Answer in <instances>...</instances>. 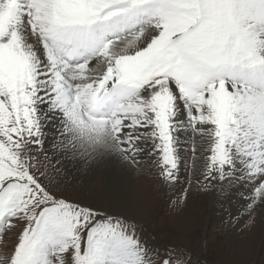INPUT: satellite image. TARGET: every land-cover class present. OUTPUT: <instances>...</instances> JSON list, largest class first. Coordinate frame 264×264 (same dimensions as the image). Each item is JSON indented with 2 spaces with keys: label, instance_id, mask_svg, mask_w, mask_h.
<instances>
[{
  "label": "snow or ice",
  "instance_id": "snow-or-ice-1",
  "mask_svg": "<svg viewBox=\"0 0 264 264\" xmlns=\"http://www.w3.org/2000/svg\"><path fill=\"white\" fill-rule=\"evenodd\" d=\"M186 152L264 208V0H0V264H200L40 165L155 164L168 186Z\"/></svg>",
  "mask_w": 264,
  "mask_h": 264
},
{
  "label": "rangeland",
  "instance_id": "rangeland-1",
  "mask_svg": "<svg viewBox=\"0 0 264 264\" xmlns=\"http://www.w3.org/2000/svg\"><path fill=\"white\" fill-rule=\"evenodd\" d=\"M190 158L180 173V182L168 186L158 179L155 164H132L133 172L124 176L118 194L113 191L116 178L110 182L98 173L89 186L78 177L66 178L43 155L40 165L41 170L47 169L45 183L50 182L53 191L134 220L138 234L150 247L161 251L169 246L188 249L192 260L200 264H264V216L261 214L260 222L254 223L253 230L259 232L245 231L249 215L244 219L232 217L222 212L225 203L217 205L215 198L226 184L217 190L198 183L203 178L199 172L193 173ZM185 190L187 200L180 203ZM13 242L7 241L9 245Z\"/></svg>",
  "mask_w": 264,
  "mask_h": 264
},
{
  "label": "bare ground",
  "instance_id": "bare-ground-1",
  "mask_svg": "<svg viewBox=\"0 0 264 264\" xmlns=\"http://www.w3.org/2000/svg\"><path fill=\"white\" fill-rule=\"evenodd\" d=\"M184 155L190 158L191 152H186ZM50 161L53 163V165L57 170H60L61 173H63L64 176H66V178L76 179L78 177L82 179L86 183V185L89 186H91L92 178L95 177L98 173L102 174L104 179L105 178L109 179L110 182L112 181L113 178H116L117 184H115V186L113 187L114 189L113 191L116 194L119 193L118 188L120 187L119 185L120 183H122V180H124L123 179L124 176L127 175L130 176L131 173L133 172V168H131L132 167L131 165L124 164L122 162L111 159L98 161L96 163L84 167H82L79 163H74L72 161H63V163L60 165H57L54 160H50ZM242 195H243V189H240L239 187H231L226 184L224 190L218 192L219 197L215 199H217V205H222V202L225 203L222 207L223 208L222 212H224L227 215L229 214L232 217L235 216L237 218L244 219L247 216V214L244 208V200L241 199ZM116 196L118 195H115V197ZM257 211L259 212H255L254 216L250 217L249 223L247 224L249 227L245 228V231L255 230V232H259L258 229L253 230V228L255 227L254 223H257L261 219L260 216L262 215L264 216V208L258 207Z\"/></svg>",
  "mask_w": 264,
  "mask_h": 264
}]
</instances>
